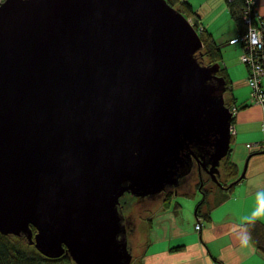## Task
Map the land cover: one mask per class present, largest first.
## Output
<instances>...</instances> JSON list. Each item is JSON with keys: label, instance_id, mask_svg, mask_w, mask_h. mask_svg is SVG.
<instances>
[{"label": "water", "instance_id": "obj_1", "mask_svg": "<svg viewBox=\"0 0 264 264\" xmlns=\"http://www.w3.org/2000/svg\"><path fill=\"white\" fill-rule=\"evenodd\" d=\"M203 47L167 0H5L0 232L75 264H131L125 193L156 198L194 159L223 186L233 114Z\"/></svg>", "mask_w": 264, "mask_h": 264}, {"label": "crops", "instance_id": "obj_2", "mask_svg": "<svg viewBox=\"0 0 264 264\" xmlns=\"http://www.w3.org/2000/svg\"><path fill=\"white\" fill-rule=\"evenodd\" d=\"M189 1L198 15L197 22L220 44L221 66L227 69L231 80L232 87L225 98L238 108L230 151L238 171L228 183L236 182L231 190L213 189L200 211H196L198 205L194 208L193 203L174 199L169 208L151 214L137 258L143 264H264V253L244 219L257 207L256 193L264 191V152L247 146L264 140V106L253 102L249 67L241 60L243 47L231 43L232 38L239 36L240 27L227 0ZM256 9L264 18V0H256ZM200 219L202 226L197 230ZM259 220L264 223V217ZM245 229L251 235V243L241 247L239 237Z\"/></svg>", "mask_w": 264, "mask_h": 264}, {"label": "trees", "instance_id": "obj_3", "mask_svg": "<svg viewBox=\"0 0 264 264\" xmlns=\"http://www.w3.org/2000/svg\"><path fill=\"white\" fill-rule=\"evenodd\" d=\"M172 6L181 11L187 18H191L193 20L194 27L199 30L200 24L197 22L198 15L189 0H167ZM228 6L230 8L232 17L238 23L240 27V34L247 32L248 26L244 22L243 18V9H244V0H227ZM201 39L203 41V55L202 58L206 64L214 65L219 64L220 68L217 72L218 76L224 77L226 80L227 90L231 89V80L228 74V71L225 67L221 66L223 61V52L220 44H218L213 37V35L206 31L205 29L200 32ZM226 104L230 107L231 111L233 108V104L227 100ZM233 113V112H232ZM233 114V120H234ZM231 151V150H230ZM197 160H194L193 167L197 170L196 180L197 183L194 185L193 191H201L204 195V198L200 200L198 204V211L205 205L206 200L208 199V195L213 191V188H209V184H215V182L210 178V176L206 172H201L199 166L196 164ZM192 167V168H193ZM221 174L220 181L223 186H219L216 182V185L223 189L231 190L234 187V184H229L228 179L235 177L237 175V165L230 159V152L222 160L221 163ZM194 170V169H193ZM192 170V171H193ZM192 172L184 178V182L187 183L189 176ZM193 178V179H194ZM190 190V189H189ZM192 190V189H191ZM184 191L183 195L192 196L195 192L193 191ZM174 195L171 193L164 197L165 206H170L172 202V198ZM137 200V202H143L142 199L134 196L131 193H126L120 198V205L123 209H125L130 201L133 203ZM180 204L178 203L177 206ZM176 206V207H177ZM125 212V210H124ZM126 225L131 228L132 222L131 218L125 215ZM248 228L251 230L254 238L257 242L258 248L264 253V223L260 220H257L254 224L247 223ZM34 231L36 229L32 227ZM131 230V229H130ZM132 231V230H131ZM131 231H128V236L131 235ZM218 261V260H217ZM0 264H75L71 255L69 253H64L60 257L51 258L44 254H42L35 245L29 244L27 238L25 236H17L14 234H3L0 232ZM131 264H143L142 259L133 257Z\"/></svg>", "mask_w": 264, "mask_h": 264}, {"label": "built area", "instance_id": "obj_4", "mask_svg": "<svg viewBox=\"0 0 264 264\" xmlns=\"http://www.w3.org/2000/svg\"><path fill=\"white\" fill-rule=\"evenodd\" d=\"M5 0H0V5ZM243 18L247 24V32L231 39V43L240 44L244 52L241 60L249 67L248 83L251 87L253 102L264 106V18L256 9V0H244ZM204 30L199 26L198 32ZM237 107L232 108L233 114L237 113ZM248 147L256 146L258 150L264 152V140L257 143H248ZM202 226L201 219L196 225L197 230Z\"/></svg>", "mask_w": 264, "mask_h": 264}, {"label": "rangeland", "instance_id": "obj_5", "mask_svg": "<svg viewBox=\"0 0 264 264\" xmlns=\"http://www.w3.org/2000/svg\"><path fill=\"white\" fill-rule=\"evenodd\" d=\"M189 19L193 24V20L191 18ZM225 28L226 26H224V30ZM191 172L192 174L189 176L188 182L184 184L183 188H179V190H177L178 194L172 193L174 195V197L172 198V201L175 199L177 201L183 202L184 204H187L188 202L193 203L194 208H195V206L198 205L200 200L202 199V194L199 191H196V190L193 191L194 185L197 183V180L195 179L197 175L196 168L193 167L191 171L189 172V174ZM186 177L187 175L184 178ZM209 188L217 189L218 186L216 185V182H215V184L213 183L209 184ZM189 189L190 190L192 189L191 191L195 192L192 196H185L181 194L184 191H190ZM142 201L143 202L141 203L137 202V200L134 203L130 201V204L124 209L125 215L129 216L132 222V227L129 228L127 226V228L129 231L132 230L131 231L132 233L130 236H128V238H129V242H130V246L132 249L134 259L139 255L142 249V246H140V242L143 236L142 234L144 233V228L147 225L146 223L147 218L150 217L151 214L155 213V211L159 209L169 208L172 204L171 202L170 206H165L166 203H164V198L159 197V196L156 197V200H154L153 198H145V199H142Z\"/></svg>", "mask_w": 264, "mask_h": 264}, {"label": "clouds", "instance_id": "obj_6", "mask_svg": "<svg viewBox=\"0 0 264 264\" xmlns=\"http://www.w3.org/2000/svg\"><path fill=\"white\" fill-rule=\"evenodd\" d=\"M257 207L251 213L250 217H245L247 223L254 224L261 217H264V191H258L256 193ZM241 247H248L251 243V235L247 229L244 230L243 235L239 237Z\"/></svg>", "mask_w": 264, "mask_h": 264}, {"label": "flooded vegetation", "instance_id": "obj_7", "mask_svg": "<svg viewBox=\"0 0 264 264\" xmlns=\"http://www.w3.org/2000/svg\"><path fill=\"white\" fill-rule=\"evenodd\" d=\"M194 160H196V159H194ZM198 166H199V169L201 170V172H206L209 176H210V174L206 171V169L200 164V163H196ZM194 165V164H193ZM210 178H211V176H210ZM184 178H182L181 180H180V183H179V185L178 186H170V187H167L166 188V190L165 191H163L160 195H159V197H162V198H164L165 196H167V195H170L171 193H174V194H178V191L177 190H179V188H183L184 187V184H185V182H184ZM186 181V180H185ZM177 191V192H176ZM201 194H202V192L201 191H199ZM126 194V193H125ZM138 198H140V197H138ZM145 198H151V197H145ZM145 198H140V199H145ZM204 198V195L202 194V199ZM154 200H156V198H153ZM124 210V209H123Z\"/></svg>", "mask_w": 264, "mask_h": 264}, {"label": "bare ground", "instance_id": "obj_8", "mask_svg": "<svg viewBox=\"0 0 264 264\" xmlns=\"http://www.w3.org/2000/svg\"><path fill=\"white\" fill-rule=\"evenodd\" d=\"M192 23V22H191ZM233 114V113H232Z\"/></svg>", "mask_w": 264, "mask_h": 264}]
</instances>
